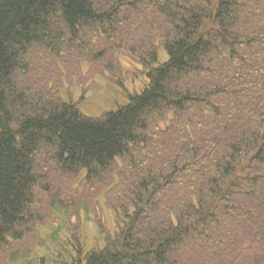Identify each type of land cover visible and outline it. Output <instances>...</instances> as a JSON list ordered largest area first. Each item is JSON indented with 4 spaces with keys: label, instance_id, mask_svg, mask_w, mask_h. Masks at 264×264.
<instances>
[{
    "label": "trees",
    "instance_id": "obj_1",
    "mask_svg": "<svg viewBox=\"0 0 264 264\" xmlns=\"http://www.w3.org/2000/svg\"><path fill=\"white\" fill-rule=\"evenodd\" d=\"M104 45L148 83L99 115L30 71ZM78 174L115 227L62 264H264V0H0V264H45L28 241L79 216Z\"/></svg>",
    "mask_w": 264,
    "mask_h": 264
},
{
    "label": "rangeland",
    "instance_id": "obj_2",
    "mask_svg": "<svg viewBox=\"0 0 264 264\" xmlns=\"http://www.w3.org/2000/svg\"><path fill=\"white\" fill-rule=\"evenodd\" d=\"M104 48L105 45L94 50H103V57L98 58L84 51L71 57H55L41 49L38 52L45 57L39 59L34 50L30 56V71L36 74L39 67L37 77L47 83L45 87H58L64 99L74 101L84 114L96 116L124 103L129 94L141 91L148 83L147 69L136 55L121 47L113 54ZM158 53V62L166 59L162 48ZM68 185L81 205L79 216H72L68 224L62 214L51 213L37 224L28 241L31 255L43 257L45 264H62L69 254H74L78 244L86 249L101 245L103 230L113 232L115 227V216L105 200L102 184H85L78 174ZM57 224L61 227L57 228Z\"/></svg>",
    "mask_w": 264,
    "mask_h": 264
}]
</instances>
